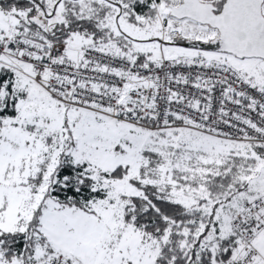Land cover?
I'll use <instances>...</instances> for the list:
<instances>
[{"label":"snow or ice","instance_id":"snow-or-ice-1","mask_svg":"<svg viewBox=\"0 0 264 264\" xmlns=\"http://www.w3.org/2000/svg\"><path fill=\"white\" fill-rule=\"evenodd\" d=\"M0 264H264V0H0Z\"/></svg>","mask_w":264,"mask_h":264}]
</instances>
